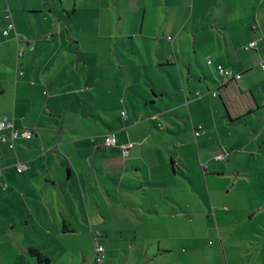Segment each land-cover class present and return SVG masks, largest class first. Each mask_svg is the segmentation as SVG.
Listing matches in <instances>:
<instances>
[{"label":"crops","instance_id":"0c3cea01","mask_svg":"<svg viewBox=\"0 0 264 264\" xmlns=\"http://www.w3.org/2000/svg\"><path fill=\"white\" fill-rule=\"evenodd\" d=\"M10 21L0 264H97L96 242L104 264H264V0H0V33ZM218 65L254 94V133L232 126Z\"/></svg>","mask_w":264,"mask_h":264},{"label":"built area","instance_id":"2783aa9c","mask_svg":"<svg viewBox=\"0 0 264 264\" xmlns=\"http://www.w3.org/2000/svg\"><path fill=\"white\" fill-rule=\"evenodd\" d=\"M10 18V17H8ZM15 30V24L10 21L7 28L1 31V36L4 38H7L10 36L11 32ZM16 38L21 42L22 38H20V36H18V34L16 35ZM257 44V42H252L250 44V47H254ZM20 56H22V53L20 52ZM212 60H209V64H212ZM262 67H264V63H262ZM217 71L220 74V76L224 79H226L227 82L230 81H235V82H240L242 80V74H238L235 73L233 70H231L230 68H227L223 65H218L217 66ZM224 84V83H223ZM213 95L215 97L218 96L217 92H214ZM125 114V113H124ZM13 127V121L11 118H9L8 116H5L1 121H0V138L2 142H8V138L4 135H2V133ZM34 135V132L31 129H24L23 131H14L12 133V140L9 142L10 146L13 148L14 147V143L12 142L15 139H23V140H30L32 139ZM201 132H196V136H200ZM106 145L110 146V147H115L117 145V139L116 136L114 134H111L109 136L106 137ZM225 155H219L217 157L218 160L224 159ZM1 166V164H0ZM25 166H23L22 164H19L18 166V170L20 172H22L24 170ZM1 171V169H0ZM0 180H1V172H0ZM95 247H96V254L94 256V261L97 264H104L105 262V248L103 245H101L100 243L96 242L95 243Z\"/></svg>","mask_w":264,"mask_h":264},{"label":"trees","instance_id":"16d2710c","mask_svg":"<svg viewBox=\"0 0 264 264\" xmlns=\"http://www.w3.org/2000/svg\"><path fill=\"white\" fill-rule=\"evenodd\" d=\"M231 85L233 86V88L231 87ZM218 90L221 92L220 98L225 105L227 116L232 123L244 118L246 114L254 113L256 111L255 108L259 107H255L256 99L254 94L251 91H245L242 87L239 86L238 82L230 81V83L220 86ZM246 104H250V109L246 114H242V105ZM252 105L255 108L252 107ZM29 251L32 255L38 257L41 261L49 260L48 257L44 255L37 247H31Z\"/></svg>","mask_w":264,"mask_h":264},{"label":"rangeland","instance_id":"374dc122","mask_svg":"<svg viewBox=\"0 0 264 264\" xmlns=\"http://www.w3.org/2000/svg\"><path fill=\"white\" fill-rule=\"evenodd\" d=\"M7 12L10 14L9 10ZM211 83H212L211 84L212 87L216 85L215 84L216 82L214 83V81H211ZM244 121L245 120H240V121L236 122L235 124H233L232 126L235 127L236 132L252 133L253 131L250 128L251 127L250 124L245 125L243 123ZM190 140H191V137H190ZM176 146L180 147L178 144H176ZM223 154L227 155V152L224 151ZM228 155H230V154H228ZM259 189L260 188L254 183H252V184L246 183V185H243V184L240 183V184H238V188H236V187L232 186V181L231 180L225 181V180H220V179H217V178L213 179V184L211 183V190L213 192H216V191L224 192V191H228V190H232L234 192H235V190H243V191L246 190L247 192H256ZM138 234L140 235L141 233H138ZM210 241H212L211 244H209ZM214 243L215 242L213 240H209V242H208L209 245L208 246H211ZM199 245H202V242ZM189 249H190L189 246L184 245V246H181L179 252L185 253ZM130 253H132V250H130V252H129L128 249L126 248V250L124 252H122L121 256L125 257V256L129 255ZM95 254H96V252H95ZM106 256H107V254H106ZM176 256L179 257L180 253L177 254ZM251 259H252V257H249V256H240L238 259L235 260V262H232V264H248L251 261ZM261 259H264V253H261V255H259V260L258 261H260ZM163 260H166V259H163ZM254 260H257V259H254ZM116 264H126V263H124L122 259H118ZM131 264H133V263H131ZM136 264H139V263H136ZM181 264H205V263L203 262V260L200 257V260H196V261L190 262V263L181 262ZM217 264H226L225 259L224 260H219Z\"/></svg>","mask_w":264,"mask_h":264}]
</instances>
